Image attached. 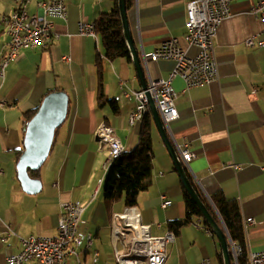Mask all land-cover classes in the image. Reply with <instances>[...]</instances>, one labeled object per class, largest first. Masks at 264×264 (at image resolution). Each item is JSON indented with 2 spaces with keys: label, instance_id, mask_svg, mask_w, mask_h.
Segmentation results:
<instances>
[{
  "label": "crops",
  "instance_id": "1",
  "mask_svg": "<svg viewBox=\"0 0 264 264\" xmlns=\"http://www.w3.org/2000/svg\"><path fill=\"white\" fill-rule=\"evenodd\" d=\"M29 0L24 10L33 15L36 4ZM66 20L55 19L58 39L46 50L21 51L0 79V264L8 254L18 253L20 240L31 236L56 237L57 218L62 204L79 202L84 211L82 228L93 237L77 248L79 260L91 264H115L110 242L109 221L112 213L126 206L122 201L106 207L103 202V166L105 146L93 141L101 125L112 126L123 146L130 152L137 145L141 124L128 123L134 101L124 91L140 90L132 63L119 58L109 61L100 39L80 36V23H94L109 13L113 0H64ZM192 0H134L127 12L130 36L137 51L146 83L149 78L167 80L173 62L158 60L145 63L164 41L176 39L189 57L198 53L183 40L185 7ZM258 0H232L230 15L218 28L213 41L217 78L211 83L185 89L184 82H171L176 94L178 118L169 122L167 137L177 151L187 146L194 158L183 166L201 193L210 201L222 194L239 204L242 221L253 220L247 227L246 250L264 251V20L251 14ZM22 0H0V17L10 15ZM253 38L254 47L245 46ZM7 38L0 26V53ZM68 57L70 62L63 61ZM103 93L114 99L118 113L96 104L97 83ZM120 83L124 85L121 87ZM48 91H62L68 97L65 122L54 146L39 171V191L26 193L17 176L16 154L23 150V115L34 110ZM154 158L150 185L138 195L136 208L141 221L158 235L170 232L167 223L185 215L182 186L172 160L154 127ZM32 179V178H31ZM164 197V199H163ZM163 200L170 204L163 207ZM166 246L165 264H200L208 260L219 264L217 238L199 219H192ZM25 264H37L30 261ZM67 264H76L69 258Z\"/></svg>",
  "mask_w": 264,
  "mask_h": 264
},
{
  "label": "built area",
  "instance_id": "2",
  "mask_svg": "<svg viewBox=\"0 0 264 264\" xmlns=\"http://www.w3.org/2000/svg\"><path fill=\"white\" fill-rule=\"evenodd\" d=\"M29 1V0H28ZM232 0H192L185 7V33L183 40L188 47H196L198 53L189 57L181 48L176 39H168L150 55L144 56L145 63H155L158 60L173 62V67L167 80L149 78L146 91L126 90L124 97L127 101H134V107L129 113V125L141 124L144 116L149 112L145 93L153 99L159 112L165 130L168 124L178 118L175 100L176 94L171 82L180 79L184 82L185 89L207 85L217 78V65L213 54V41L222 21L230 15ZM37 12L29 15L24 7L10 15L2 16V27L9 30V40L1 52L0 79L4 78L8 65L18 56V48L29 50H46L58 39L52 20H66V5L64 0H46L36 4ZM251 14L264 20V0H258L251 7ZM7 16H14V26H7ZM94 23L78 25L80 36H90L96 40ZM248 48L254 47L253 38L245 41ZM259 47H264V39L258 42ZM63 61L70 62L68 57ZM124 84L120 83L122 87ZM0 106H4L1 102ZM105 124H101L93 133V140L99 138ZM123 146L116 132L114 139L107 146V159L104 163V176L110 163L116 156L123 154ZM179 157L185 166L194 158V155L185 146L179 150ZM2 172L0 171V176ZM164 199V197H163ZM170 203L163 200V207ZM132 207H125L119 213H112L109 221L110 242L114 250L116 240H124L122 256L125 264L137 263V256H144V260H150L151 264H165L166 246L174 241L170 232L158 235L150 225H145L140 218H133ZM84 209H79L78 202L62 204L57 218L56 237L31 236L20 240L21 250L16 254L6 256V264H25L33 261L37 264H67L69 258H74L77 264V248L84 241L86 248L92 246L89 241V232L85 228L73 230V221L80 220ZM253 220L242 221L243 232L248 226L253 225ZM67 237H74V249L72 253H64V245ZM4 242V239L0 240ZM128 242H137L139 251L128 249ZM231 264H241L239 259L246 255L244 264H264V251L245 252L241 247L229 241ZM98 253L94 252L92 263L97 261ZM200 264H210L208 260H202Z\"/></svg>",
  "mask_w": 264,
  "mask_h": 264
},
{
  "label": "trees",
  "instance_id": "3",
  "mask_svg": "<svg viewBox=\"0 0 264 264\" xmlns=\"http://www.w3.org/2000/svg\"><path fill=\"white\" fill-rule=\"evenodd\" d=\"M113 1L114 7L109 13H103L96 17L94 21L95 34L100 39L107 60L114 61L123 58L128 63H132L122 34V25L120 22L117 0ZM124 2L127 13L132 9L134 0H124ZM52 92L53 91H48L43 96L39 105L43 99ZM96 104L98 108L107 106L114 114L118 113V105L116 101L105 96L101 81H98L97 83ZM39 105L34 110L23 115L24 127L34 116ZM60 127L54 132L52 147L54 146L56 135ZM153 130L154 124L149 112H147L141 122L137 145L130 152L123 153L109 167L104 176L102 185L103 202L107 208L118 201H122L123 205L126 207L136 206L138 195L148 189L150 185L152 161L154 158V145L152 139ZM22 151L16 154L17 161L19 160ZM183 168L190 185L207 212L220 227L224 228L229 241L241 247L245 252L244 232L238 202L233 199H228L220 193L211 196L210 201H208L194 183L187 169L184 166ZM39 171L40 169L37 171L28 170V175L32 179H38ZM182 200L184 203L185 215L180 220L167 223L168 231L176 234L185 224L196 218L201 220L207 230L212 233L208 225L202 219L200 211L194 201L183 190V188ZM217 260L219 264H222L220 247L217 253ZM245 261L246 255L243 254V257L239 259V262L244 264Z\"/></svg>",
  "mask_w": 264,
  "mask_h": 264
},
{
  "label": "water",
  "instance_id": "4",
  "mask_svg": "<svg viewBox=\"0 0 264 264\" xmlns=\"http://www.w3.org/2000/svg\"><path fill=\"white\" fill-rule=\"evenodd\" d=\"M117 6L122 25L123 38L140 83V90L146 91L147 83L144 79V72L137 51L131 40L124 0H117ZM145 96L154 127L172 160L183 190L194 201L200 211L202 219L217 238L222 255V264H231L229 239L224 228L220 227L214 221L197 197L185 175L181 158L170 144L153 99L148 93H145ZM68 104L69 101L65 92H52L43 99L34 116L25 125L23 151L19 157L16 170L18 180L26 193L34 194L39 191V182L29 177L28 170L37 171L48 158L53 143L54 132L65 122Z\"/></svg>",
  "mask_w": 264,
  "mask_h": 264
},
{
  "label": "bare ground",
  "instance_id": "5",
  "mask_svg": "<svg viewBox=\"0 0 264 264\" xmlns=\"http://www.w3.org/2000/svg\"><path fill=\"white\" fill-rule=\"evenodd\" d=\"M25 2H28V0H22V3H19V7H24ZM0 26L3 29V32L6 35V42L7 44L9 40V30L7 27H2V20L0 17ZM7 26H14V16H7ZM4 44V46H5ZM3 46V47H4ZM21 51H25V48H18V54ZM0 64H1V53H0ZM128 123H129V116H128ZM115 136V129L112 126H106L102 129V132L99 136V138H95L93 141L99 146H105L107 149L108 144L114 139ZM120 156H116L112 163H110L109 167L119 158ZM79 209H84V207L78 202ZM134 208H136L134 206ZM133 218H140V213L138 209L133 210ZM81 223L80 220H74L73 221V230H80ZM89 241H93L92 235L89 233ZM74 249V237H67L66 243L64 245V253H72ZM128 249L132 251H139V244L137 242H128ZM124 250V240H116L114 244V250H113V259L115 264H125V260L122 256ZM137 263H143V264H151L150 260H144V256H137ZM77 264H84L79 260V256H77Z\"/></svg>",
  "mask_w": 264,
  "mask_h": 264
}]
</instances>
